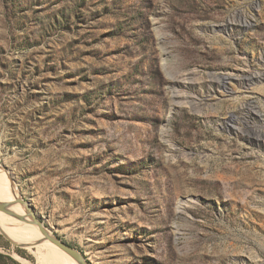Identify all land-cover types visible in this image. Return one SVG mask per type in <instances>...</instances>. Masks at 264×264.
I'll list each match as a JSON object with an SVG mask.
<instances>
[{"label":"rangeland","instance_id":"374dc122","mask_svg":"<svg viewBox=\"0 0 264 264\" xmlns=\"http://www.w3.org/2000/svg\"><path fill=\"white\" fill-rule=\"evenodd\" d=\"M263 135L264 0H0V186L88 264H264Z\"/></svg>","mask_w":264,"mask_h":264},{"label":"bare ground","instance_id":"6f19581e","mask_svg":"<svg viewBox=\"0 0 264 264\" xmlns=\"http://www.w3.org/2000/svg\"><path fill=\"white\" fill-rule=\"evenodd\" d=\"M4 177L10 181L11 187H7L4 184L0 186V203L7 204V210L12 213L13 216L0 212L1 216H9L12 219L11 225L0 219V228L3 232L7 235L22 238L33 244L36 248L35 253H37L38 264H77L62 250L44 240V237L39 232L38 227L32 223L30 212L23 204V207L18 204L15 189L10 180V174L4 173ZM13 196L16 197L12 198Z\"/></svg>","mask_w":264,"mask_h":264},{"label":"water","instance_id":"95a60500","mask_svg":"<svg viewBox=\"0 0 264 264\" xmlns=\"http://www.w3.org/2000/svg\"><path fill=\"white\" fill-rule=\"evenodd\" d=\"M18 201H19L20 204H26V205H28V207H29L28 209H30V205L28 203H24L21 200H18ZM7 207H8L7 204L0 203V212L9 214L10 216H13L12 213L8 212ZM30 216L32 218V223L38 227V230L43 235L44 240L50 242L51 244H53L54 246H56L57 248H59L60 250H62L65 254H67L68 256H70L77 264H88L85 261V259L83 258V256L78 251L74 250L73 248H71L67 244H64L63 242H61L57 238L51 236L44 229V227L42 226V224L36 219V217L34 216V214L31 211H30ZM17 245H19V244H17Z\"/></svg>","mask_w":264,"mask_h":264}]
</instances>
